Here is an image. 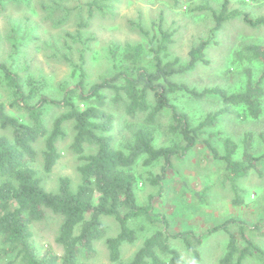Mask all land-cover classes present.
I'll list each match as a JSON object with an SVG mask.
<instances>
[{"label":"trees","instance_id":"16d2710c","mask_svg":"<svg viewBox=\"0 0 264 264\" xmlns=\"http://www.w3.org/2000/svg\"><path fill=\"white\" fill-rule=\"evenodd\" d=\"M229 4L223 0L218 10L208 5L198 7L211 12L213 26L207 37L190 47L185 63L178 57L168 58L174 32L164 27L165 14L159 10L149 29L139 22L135 25L146 39L145 51L141 44H128L119 56L114 47L110 52L111 72L90 84L85 83V60L80 55L74 65L77 80L62 84L56 97L44 93L41 82L23 79L0 62V75L11 91L9 105L27 116L25 120L22 114H11L0 102V130L9 133H0V259L6 264H80L79 258L92 257L96 242L103 239L110 264H188L172 243L179 242L197 258L208 232L227 231L233 223L218 264H264V247L259 244L264 218L249 226L233 217L197 234L188 229L172 231L168 218L154 211V199L161 193L172 160L182 159L198 144L204 145L214 160L222 161L235 204L243 200L239 179L251 172L264 175V143L254 152L252 134L246 133L240 143L225 137L219 151L214 145L217 133L209 131L230 108H242L254 120L262 115L264 70L254 79L252 69L244 67L243 86L231 92L220 86L198 90L174 79L197 63L207 62L206 49L227 20L239 17L251 28L264 27V15L252 17L246 11L231 9ZM106 6L99 0L88 2L87 16L91 17L93 8L104 10ZM243 50L249 64L257 61L264 66L263 44L248 43ZM107 91H113V97L109 98ZM211 95L218 97L222 106L208 111L197 123L177 105L181 97L201 100ZM108 102L122 106L130 119L125 125L127 139L120 147L114 145L111 134L114 116L106 108ZM49 109L61 113L47 123L44 115ZM165 112L172 141L157 145L155 130ZM68 135L80 181L73 188L70 179L62 176L55 191L47 190L33 166L35 146L42 142L43 170L50 172L61 157L58 142ZM156 166L157 171L148 169ZM141 180L156 188V193L143 201L137 196ZM47 211L61 218L55 238L63 249L60 256L41 248L33 238L32 226L43 220ZM103 217L117 223L115 235L105 236ZM138 241L131 258L123 262V245Z\"/></svg>","mask_w":264,"mask_h":264},{"label":"rangeland","instance_id":"374dc122","mask_svg":"<svg viewBox=\"0 0 264 264\" xmlns=\"http://www.w3.org/2000/svg\"><path fill=\"white\" fill-rule=\"evenodd\" d=\"M90 1L0 0V62L8 64L23 79L41 82L43 92L56 97L60 95L62 84H72L77 80L74 65L79 62L80 55L85 60V83L90 84L111 72L110 52L114 47L119 56L128 44H141L145 51L146 39L135 25L139 22L149 29L159 10H163L164 27L174 32L168 58L178 57L180 63H185L190 47L200 38L207 37L213 26L211 12L198 7L208 5L218 10L223 0H99L100 4L107 5L106 8H93L91 17H88L86 4ZM229 1L231 9L246 11L252 17L264 15V0ZM213 41L205 52L206 63H197L192 70L174 79L198 90L220 86L231 92L243 86L244 67L252 69L254 79L263 72L264 66L260 62L248 63L243 46L248 43L264 45V27L251 28L241 18H231L215 33ZM113 95V91H107L109 98ZM212 96L201 100L181 97L177 105L197 123L208 111L222 106L220 99ZM10 100L11 91L0 75V102L5 104L8 112L17 116L22 114L27 120L24 113L10 107ZM106 108L114 116L111 130L114 145L120 147L127 139L125 125L130 119L122 106L108 102ZM59 113L61 111L57 109L46 111V122L50 123ZM168 122L166 113L160 125L156 126L157 145L172 141L166 130ZM209 131L217 133L214 145L219 151H222L225 137L240 143L243 136L250 133L252 150L259 152L264 143V108L262 115L255 120L244 114L242 108H230L218 117ZM0 133L9 135L6 130H0ZM70 140L68 135L58 142L61 157L50 172L43 170L42 142L35 146L37 155L33 166L47 190L55 191L62 176L70 179L73 188L80 181L76 171L77 158L69 147ZM157 166L148 169L157 171ZM223 166L222 161L214 160L202 144L195 146L182 159L172 160L162 181L161 193L154 199V211L168 218L172 231L188 229L197 234L206 233L233 217L249 226L261 223L259 220L264 218V175L251 172L239 179L238 183L244 190L243 200L235 204ZM142 169L144 171L145 168ZM151 193L155 194L156 188L141 180L137 188L138 199L143 201ZM102 219L106 224L105 236L115 235L117 223L108 217ZM60 222L58 215L47 211L45 218L32 226L36 243L58 256L63 253L62 246L55 241ZM228 230L233 232V223L229 224ZM227 231L208 232L199 246L197 258L179 242L172 244L188 264H218L228 241ZM261 231L264 232L263 229ZM259 241L264 247V235H259ZM103 243V239L97 241L95 254L88 258L80 257V264H110ZM139 244L138 241L134 245H123V262L131 258ZM0 264H6V260L0 259ZM246 264L258 263L248 261Z\"/></svg>","mask_w":264,"mask_h":264}]
</instances>
